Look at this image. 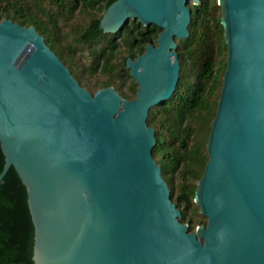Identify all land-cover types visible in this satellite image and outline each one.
I'll use <instances>...</instances> for the list:
<instances>
[{
    "label": "water",
    "instance_id": "obj_1",
    "mask_svg": "<svg viewBox=\"0 0 264 264\" xmlns=\"http://www.w3.org/2000/svg\"><path fill=\"white\" fill-rule=\"evenodd\" d=\"M200 0H114L99 28L156 24L125 68L135 97L80 85L34 26L0 20V184L12 166L26 186L33 264H264V0H217L226 68L193 202L180 220L152 156L150 109L179 79L176 39Z\"/></svg>",
    "mask_w": 264,
    "mask_h": 264
},
{
    "label": "trees",
    "instance_id": "obj_2",
    "mask_svg": "<svg viewBox=\"0 0 264 264\" xmlns=\"http://www.w3.org/2000/svg\"><path fill=\"white\" fill-rule=\"evenodd\" d=\"M114 0H0V20L34 26L81 86L90 92L113 86L124 98L135 97L137 85L125 68L127 56L142 51L153 33L140 31L138 43L131 20L121 32L104 33L99 20ZM189 35L176 39L179 79L169 99L152 107L147 124L155 130L152 156L161 168L180 220L193 232L207 218L193 202L196 182L208 161L206 142L217 110L226 68V44L217 0L189 4ZM120 40V41H119ZM87 45L88 64L77 61L75 47ZM123 45V46H122ZM122 46V47H121ZM4 155L0 148V172ZM26 186L11 166L0 184V264H33L34 227Z\"/></svg>",
    "mask_w": 264,
    "mask_h": 264
},
{
    "label": "flooded vegetation",
    "instance_id": "obj_3",
    "mask_svg": "<svg viewBox=\"0 0 264 264\" xmlns=\"http://www.w3.org/2000/svg\"><path fill=\"white\" fill-rule=\"evenodd\" d=\"M127 25V24H126ZM125 25V26H126ZM151 25H154V30H153V33H152V35L150 36V38L148 39V41H146L145 42V44H144V47H143V50L140 52L139 50L138 51H135V53H134V55L131 57V56H127V57H130V58H132L133 60L138 56V55H141V54H143L144 53V51H145V46L147 45V44H153L154 46H156L157 45V38H158V36H159V34H160V32H161V29H160V27H158L156 24H151ZM151 25H149V26H143V25H141L140 23H138V25H137V28L136 29H134L133 31H132V36H133V42L136 44V43H138L139 42V39H140V31H144V33L145 34H150V26ZM125 26H124V28H125ZM124 28L120 31L121 32V35H120V37L118 38V39H120L121 40V38H122V36H124V33H123V31H124ZM119 40V41H120ZM123 46V45H122ZM121 46V47H122ZM126 60V59H125ZM125 65V64H124ZM129 72V71H128ZM133 79V78H132ZM136 92V91H135ZM134 98V97H133ZM128 99H132V98H128Z\"/></svg>",
    "mask_w": 264,
    "mask_h": 264
},
{
    "label": "rangeland",
    "instance_id": "obj_4",
    "mask_svg": "<svg viewBox=\"0 0 264 264\" xmlns=\"http://www.w3.org/2000/svg\"><path fill=\"white\" fill-rule=\"evenodd\" d=\"M191 4V1H189L188 5ZM129 23V22H128ZM87 48V45L85 44H78L75 47V54H76V59L77 61H80L82 64L86 65L88 64V58L86 57V51L85 49Z\"/></svg>",
    "mask_w": 264,
    "mask_h": 264
}]
</instances>
